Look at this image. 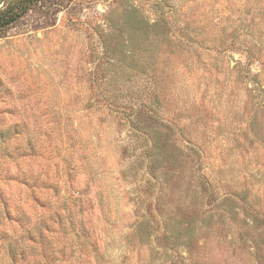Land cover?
I'll use <instances>...</instances> for the list:
<instances>
[{"label":"rangeland","instance_id":"374dc122","mask_svg":"<svg viewBox=\"0 0 264 264\" xmlns=\"http://www.w3.org/2000/svg\"><path fill=\"white\" fill-rule=\"evenodd\" d=\"M8 242L264 264V0H35L0 29V264Z\"/></svg>","mask_w":264,"mask_h":264},{"label":"trees","instance_id":"16d2710c","mask_svg":"<svg viewBox=\"0 0 264 264\" xmlns=\"http://www.w3.org/2000/svg\"><path fill=\"white\" fill-rule=\"evenodd\" d=\"M35 1V0H24L22 5H19L17 8L14 7H10V6H5V7H0V29L6 27L7 25H9L10 23L14 22L21 13H23L24 11L27 10V8H29L30 4ZM189 143H190V147L192 149V151L196 152V148L197 146V141H195L196 139H188ZM197 159L199 160V157L197 156ZM199 165L197 164L196 169L199 170ZM195 172H197L195 170ZM208 176L207 175H199V179H198V184L202 185V186H206L209 184L208 182ZM25 239H28L27 236ZM8 247H9V253H10V258L12 260L13 264H27L26 263V258L27 256H25L24 252H27L26 250H24L23 252L20 253V250L18 251L17 247L13 244L8 242ZM173 262V261H171Z\"/></svg>","mask_w":264,"mask_h":264}]
</instances>
